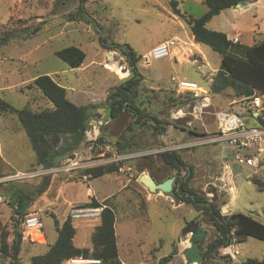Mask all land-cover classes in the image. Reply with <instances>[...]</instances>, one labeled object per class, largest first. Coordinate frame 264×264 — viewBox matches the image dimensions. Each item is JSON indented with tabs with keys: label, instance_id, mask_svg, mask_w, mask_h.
Here are the masks:
<instances>
[{
	"label": "rangeland",
	"instance_id": "rangeland-1",
	"mask_svg": "<svg viewBox=\"0 0 264 264\" xmlns=\"http://www.w3.org/2000/svg\"><path fill=\"white\" fill-rule=\"evenodd\" d=\"M172 1L178 2L177 8L187 18L199 19L207 11L201 0H89L82 9L80 0H0V67L11 70L8 86L15 87L43 75L50 76L67 90L71 102L78 106H93L92 114L97 117L101 108H109L110 95L131 75V68L121 52L103 47L106 44H118L122 48L128 45L140 58L137 67L142 81L137 106L148 120L147 125L131 132L129 125L133 116L130 112H124L112 121L106 110L105 116L102 115L105 122L101 126L92 123L85 146L74 152L89 157L88 148L100 135L107 139L106 143L118 146L119 142L130 147V153L137 157L119 165L130 166V171L87 180L77 177L63 179L61 174L26 180L5 179L16 170L33 171L31 164L35 154L24 131L0 129V152L6 163L5 166L0 164V183L14 189L11 191L14 193L33 192L28 212L39 211L36 209L39 206L44 208L43 237H32L23 242L19 256L22 263L30 264L33 256L47 253L49 246L56 242L58 232L54 218L59 226L68 218V209L59 216L55 204L48 206L59 191L62 205H70V198L88 200L91 197L89 190L96 197L89 203L96 199L108 200L116 215L117 245L124 264H159V260L169 257L174 249L178 254L167 264H186L183 253L190 247V235L185 233L193 222H198L201 229L207 231L202 242L204 252L207 243L217 237V231L206 214L180 201L174 193H150L139 182L143 173L156 176L160 183L175 176L174 185L178 179H188V187L198 194L208 198L213 197L210 192L218 195L223 215L240 212L264 224V190L253 182L257 180L264 184V151L257 155L260 166L253 168L245 161L237 162L235 153L225 144L210 141L217 133L216 114L219 112H239L246 125H257L248 112L246 114L244 107L248 103H241L232 90L220 95L210 93L221 56L208 46L200 45L205 59L194 61L191 58L180 62L177 57H171L152 59L146 64L145 56L161 40L175 38L178 41L175 51L189 48L197 53L189 45L191 34L186 22L173 14ZM262 19L264 24V15ZM215 23L208 28H215ZM36 28L39 31L32 35ZM11 34L15 38L5 42L7 35ZM73 46L86 54L78 69H71L56 55L58 51ZM119 64L130 72L122 71ZM172 78L196 82L202 89L196 95L180 91ZM259 98L264 106V97ZM5 100L18 110L34 100L33 111L54 107L40 90L32 86V82L10 88L5 93ZM152 118H157L162 126L152 125ZM164 149L179 153L184 165L179 173L168 170L159 158ZM72 154L69 152L67 156ZM139 165L148 169L140 172ZM80 174L76 172L74 176ZM48 179L52 180L48 188L40 192V184ZM6 193L4 188L0 189V195L5 199L0 204V224L12 243L18 220ZM98 224L99 221L74 223L78 232L75 244L91 248V233ZM1 234L2 231L0 246ZM250 259L264 264V241L248 238L242 243L234 242L215 253L208 264L245 263ZM8 263L9 259L3 258L0 252V264Z\"/></svg>",
	"mask_w": 264,
	"mask_h": 264
},
{
	"label": "trees",
	"instance_id": "trees-1",
	"mask_svg": "<svg viewBox=\"0 0 264 264\" xmlns=\"http://www.w3.org/2000/svg\"><path fill=\"white\" fill-rule=\"evenodd\" d=\"M80 1L82 9V5L89 0ZM243 1L248 0H204L203 3L207 11L199 19L184 16L177 8V1H172L171 5L173 14L186 22L196 43L208 46L221 56L220 68L210 86V93L220 95L227 90H232L235 96L241 99V103H247L255 97H264V41L248 47L240 43H234L224 33L211 31L206 27L213 17ZM38 31L39 29L36 28L31 34L34 35ZM14 38V34L7 35L4 41L9 42ZM103 48L108 51H120L131 67L132 76L123 81L116 88V91L110 95V106L106 109L109 111V117L113 120H116L124 112H130L133 116V121L129 125V130L135 132L148 123V120L137 106L139 86L142 81V75L137 67L140 58L128 45L122 48L118 44H106ZM56 55L71 69L80 68L86 59L84 51L74 46L60 50ZM32 86L40 90L43 96L53 104L54 107L52 109L33 111L28 106L18 110L0 98V115H17L35 154L34 170L55 168L61 165V161L67 157L69 152H74L85 146V139L90 127L93 115L92 109L94 107L78 106L71 102L68 98L67 90L50 76L37 77L33 81ZM261 107L262 110L258 117H255L250 109L246 111V114L248 112L247 115L257 122L256 126L264 125V106L262 101ZM238 115H240L239 112ZM151 120L152 125L162 126V123L157 118H152ZM176 127L178 126L176 125ZM163 130L166 131L165 127ZM104 141L107 142V139L99 137L95 145L104 143ZM107 144L111 143L108 142ZM117 144L121 153L132 151L130 147L123 146L119 142ZM158 156L168 170H175L179 173L181 168L184 167L183 160L176 151L164 152ZM0 164H3L1 157ZM120 168L118 165H108L85 170L82 173L90 175V179H97L119 172ZM139 168L140 172L148 169L143 165H139ZM153 178L160 183L161 180L157 179L156 176L153 175ZM50 179L40 184V192L48 188L51 183ZM187 180L184 178L177 180L176 185L173 187L174 197L184 203L193 205L197 211L206 214L208 220L217 231L216 239L207 243V248L203 252V264H208L215 253L232 245L234 242L242 243L248 238L264 241L263 223L240 212L223 215L218 205V195L215 192H210L213 194L212 198L198 194L194 189L188 187ZM253 182L261 187V190H264L263 183L257 180ZM1 188H4V192L10 193H6V195L11 199L10 205H12L15 213L20 218L29 213V200H33V192L27 190L28 192L25 193H14L11 192L15 191L14 189H8L0 183ZM107 202L108 200H105L102 203L106 208L102 211L100 223L93 229L91 234V248H81L75 245L74 239L77 229L69 218L64 221L62 226H59L57 219L54 218L58 232L56 242L49 246L47 253L33 256L30 264H64L67 260L78 257L100 259L103 264H122L116 237V215L111 205ZM86 206L97 207L100 204L92 200ZM20 224L21 222L18 220V228H16L12 243H9V234L0 224V231H2L0 252L3 258L9 259L8 264H24L19 257L22 244L25 241L19 227ZM201 246H203V243ZM177 254V250L174 249L169 257L161 258L159 264L170 263ZM228 263L262 264L263 262L250 259L245 263H231V261Z\"/></svg>",
	"mask_w": 264,
	"mask_h": 264
},
{
	"label": "built area",
	"instance_id": "built-area-1",
	"mask_svg": "<svg viewBox=\"0 0 264 264\" xmlns=\"http://www.w3.org/2000/svg\"><path fill=\"white\" fill-rule=\"evenodd\" d=\"M175 39L163 42L154 47L150 53L145 57L146 64H150L152 59H165L170 58L172 50L176 46ZM172 82L176 87L183 92L196 95L200 92V87L196 82L188 81L186 79L179 80L172 78ZM262 99L255 97L248 101L246 109H250L255 117L260 115ZM254 108L256 111H252ZM243 117L234 112H219L216 114L217 133L213 135L211 142L223 143L228 149L235 153V160L237 162L245 161L249 166L258 168L260 166V155L264 151V125L262 126H248L244 123ZM102 124L100 123V126ZM99 136L96 137L92 146L88 148L90 156L83 157L78 152H73L71 156H67L60 166L51 169H38L28 172L17 171L16 173L5 177L11 180H26L34 179L37 177H46L53 174H66L69 178L77 177L81 180L90 179V175L83 174L85 170L102 167L105 165H120L124 162H130L137 155L130 152L121 153L116 144H107L106 141L101 144L95 145ZM97 149L98 154L93 152ZM172 151L171 149H164L162 153ZM97 153V152H95ZM141 156V155H139ZM130 171V166L120 168V171ZM80 172V176H74V173ZM5 199L0 195V204H3ZM86 204H71L69 205L68 218L72 223L77 222H91L101 221L102 211L106 208L103 204L97 207H87ZM42 210L29 212L24 217L20 218L16 214L17 220H20L24 240L32 237H43L44 231L42 227ZM227 248V247H226ZM64 264H103L102 260L95 258H71Z\"/></svg>",
	"mask_w": 264,
	"mask_h": 264
},
{
	"label": "crops",
	"instance_id": "crops-1",
	"mask_svg": "<svg viewBox=\"0 0 264 264\" xmlns=\"http://www.w3.org/2000/svg\"><path fill=\"white\" fill-rule=\"evenodd\" d=\"M201 1L203 2L204 0H201ZM249 2H250L249 4L243 6L242 8L233 7V8H230V9L222 11L219 15L213 17L212 20L207 23V25H206L207 29H209L211 31H215V32L224 33L227 36V38L229 40L233 41L234 43H240V44L248 46V47H252L255 44H258V43L264 41V24L262 22L263 21L262 16L264 15V0H249ZM212 22H216L215 25H214L215 28H211V27L208 28V26ZM218 27H221V29H224V30H219ZM189 32H190V30H189ZM172 39H175V38H172ZM169 40H171V39H169ZM175 40L177 41V39H175ZM166 41H168V40H161L154 47H156L157 45H159V44H161L163 42H166ZM177 44H178V41H177ZM177 44H176V46H177ZM189 45L191 47H193L194 49H196L197 53H194L189 48H184V49L175 51L174 50V48H176V46H175L173 48V50H172L171 57H177L180 62L190 60L191 58L195 59L194 61L205 59L204 51L199 48L200 45H202V44L196 43V41L194 40V37L192 35L189 38ZM200 58H202V59H200ZM10 72H11V70H9V69L5 70L4 66L0 67V98L3 101H5L6 103H8V102L5 100V93L8 92L10 88H17V86L18 87H23V86H25V85H27V84H29L31 82L33 83V81L36 79V78H32V79L25 80L21 84H18L15 87L8 86V76H9ZM179 80H182V79H179ZM212 82H213V80H212ZM200 88L202 89V87H200ZM34 102H36V101L34 100L32 102V104H29L30 108H31V106L33 105ZM26 107H28V106H26ZM100 114H101V111L99 110L98 111V115H100ZM93 120H98V116L95 117V116L92 115L91 121H90V125L93 123ZM111 120L113 121V119H111ZM103 122H105V118H104L103 121H99L98 126H100V123L103 124ZM106 124L108 125L109 122H106ZM1 128L2 129L5 128V129H8L10 131H20V130L24 131L22 126H21V124H20V122H19V120H18L17 115H15V114H3V115H0V129ZM87 134H89V133H87ZM97 136H100V135H97ZM229 150H231V149H229ZM0 157L2 159V162H3L4 166H5L6 163H5V161H4V159H3L2 155H1V152H0ZM33 160L34 161L31 164L32 167L35 164V155H34V159ZM16 171L19 172L21 170H16ZM61 175L64 176L63 179H66V178L68 179L69 178L66 174L61 173ZM59 192L56 194L55 197H53L52 202H50L48 204V206L52 205V204H55V206L57 207V209H56L57 215L62 216L67 209L69 211V204L62 205V202L60 200L61 195H59ZM88 194L91 195V197L88 200H86V201L76 200V198H73V199L70 198L71 199L70 201L69 200H66V201H69L70 205L71 204H86V203H89L90 199L96 198L95 195H94V192H92V190H89ZM96 201L99 204L103 203L102 201H99L98 199H96ZM36 209L43 210L44 208L39 206V207H36ZM74 227H75V225H74ZM74 241H75V239H74ZM78 247L85 248L87 246H78ZM121 263L124 264L123 262H121Z\"/></svg>",
	"mask_w": 264,
	"mask_h": 264
},
{
	"label": "water",
	"instance_id": "water-1",
	"mask_svg": "<svg viewBox=\"0 0 264 264\" xmlns=\"http://www.w3.org/2000/svg\"><path fill=\"white\" fill-rule=\"evenodd\" d=\"M248 1H243L237 4L236 8H242L243 6L249 4ZM120 65V64H119ZM121 66V65H120ZM122 67V66H121ZM126 67H122V71H125ZM176 111V109H174ZM101 114L98 115V120H93V123L97 126L99 121H103L106 114V109H100ZM176 178L173 176L162 183L156 182L152 175L148 174L147 176L143 173L139 178V182L150 192V193H158L162 192L164 194H173V187ZM185 235H190L189 244L190 247L185 249L183 255L186 260V264H203L204 256H203V248L202 242L207 237V231L202 230L198 222H193L189 225V228ZM185 238L183 242L185 243Z\"/></svg>",
	"mask_w": 264,
	"mask_h": 264
},
{
	"label": "flooded vegetation",
	"instance_id": "flooded-vegetation-1",
	"mask_svg": "<svg viewBox=\"0 0 264 264\" xmlns=\"http://www.w3.org/2000/svg\"><path fill=\"white\" fill-rule=\"evenodd\" d=\"M129 64V63H128ZM129 67H130V65H129ZM131 68V67H130ZM125 71H128V72H130L129 70H128V68H126L125 69ZM132 76V70H131V75H130V77ZM147 175V174H146ZM175 177V176H174ZM158 179V178H157ZM169 179V178H168Z\"/></svg>",
	"mask_w": 264,
	"mask_h": 264
},
{
	"label": "bare ground",
	"instance_id": "bare-ground-1",
	"mask_svg": "<svg viewBox=\"0 0 264 264\" xmlns=\"http://www.w3.org/2000/svg\"><path fill=\"white\" fill-rule=\"evenodd\" d=\"M147 176V175H146Z\"/></svg>",
	"mask_w": 264,
	"mask_h": 264
}]
</instances>
